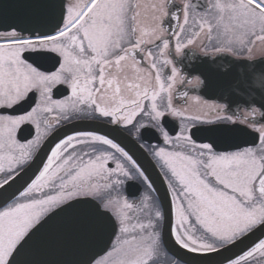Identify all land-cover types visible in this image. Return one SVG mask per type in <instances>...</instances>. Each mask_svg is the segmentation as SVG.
<instances>
[{"label":"snow or ice","instance_id":"obj_1","mask_svg":"<svg viewBox=\"0 0 264 264\" xmlns=\"http://www.w3.org/2000/svg\"><path fill=\"white\" fill-rule=\"evenodd\" d=\"M234 44L264 0H0V264H264V78L235 70L264 57Z\"/></svg>","mask_w":264,"mask_h":264},{"label":"flooded vegetation","instance_id":"obj_2","mask_svg":"<svg viewBox=\"0 0 264 264\" xmlns=\"http://www.w3.org/2000/svg\"><path fill=\"white\" fill-rule=\"evenodd\" d=\"M143 2L148 3L151 0H143ZM206 42V41H205ZM231 56L238 60H250V61H258L262 57H264V46L257 45L254 48L247 49L238 44L233 45V50L231 52ZM161 264H163V258L161 259ZM175 264H183L175 259Z\"/></svg>","mask_w":264,"mask_h":264},{"label":"water","instance_id":"obj_3","mask_svg":"<svg viewBox=\"0 0 264 264\" xmlns=\"http://www.w3.org/2000/svg\"><path fill=\"white\" fill-rule=\"evenodd\" d=\"M220 67L222 69H226L228 71H233L234 70V66L232 64H230V63H227V62L221 64ZM235 70L238 71V72L242 71V73H243V75L245 77H248V76L251 75L253 78H256V77L264 78V72H260L257 69L252 68V67H250L247 64H241L240 67L235 69ZM55 227H56V224H55V222H53V224L50 225V230H55ZM38 249H39L42 257L46 255V253H45V245H44L43 240H41V242L38 244ZM175 259L177 261L183 263V261H181L178 257L175 258Z\"/></svg>","mask_w":264,"mask_h":264}]
</instances>
